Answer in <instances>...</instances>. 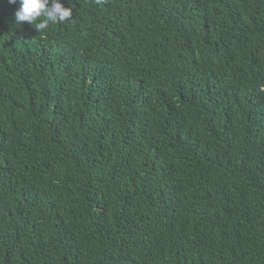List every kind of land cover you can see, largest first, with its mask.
Returning <instances> with one entry per match:
<instances>
[{"label":"trees","instance_id":"obj_1","mask_svg":"<svg viewBox=\"0 0 264 264\" xmlns=\"http://www.w3.org/2000/svg\"><path fill=\"white\" fill-rule=\"evenodd\" d=\"M0 0V264H264V0Z\"/></svg>","mask_w":264,"mask_h":264},{"label":"clouds","instance_id":"obj_2","mask_svg":"<svg viewBox=\"0 0 264 264\" xmlns=\"http://www.w3.org/2000/svg\"><path fill=\"white\" fill-rule=\"evenodd\" d=\"M9 4H16L17 0H8ZM19 7L15 10V22H28L36 25L38 31L45 30L49 24L64 23L72 20V7H66L62 0H19Z\"/></svg>","mask_w":264,"mask_h":264}]
</instances>
